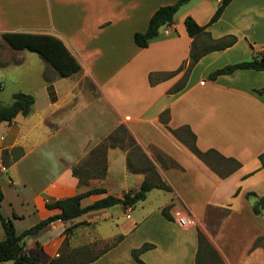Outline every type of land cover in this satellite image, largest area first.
Segmentation results:
<instances>
[{
  "label": "crops",
  "instance_id": "obj_1",
  "mask_svg": "<svg viewBox=\"0 0 264 264\" xmlns=\"http://www.w3.org/2000/svg\"><path fill=\"white\" fill-rule=\"evenodd\" d=\"M20 1L31 4L26 9L15 7ZM176 1L0 0L1 36L6 32L54 36L81 66L78 73L61 77L43 59L35 83L29 81L31 88L19 91L34 97L31 112L0 123L1 213L12 220L17 235L57 213L46 207L48 202L95 188L107 193L85 197L83 207L107 194L118 195L107 185L112 176L125 193L139 189L145 176L127 173L123 154L110 157L104 180L80 185L72 173V165L84 158L85 150L119 125L125 126L151 161L157 151L175 164L156 165L171 191L152 189L134 208L116 205L72 221L52 222L23 239L28 255L46 262L63 257L67 249L122 237L105 253L99 254L104 246L82 263L138 264L131 251L151 244L139 256L142 264H195L200 232L224 264H264V207L258 215L253 212L264 196V168L259 160L264 153V92H256L264 88V71L236 70L213 81L207 78L216 69L264 56V0H232L207 31L215 40L234 36V44L202 56L184 87L169 93L183 78L192 47L185 18L206 25L220 0H190L147 47H137L134 33L146 30L156 9ZM4 7L17 12L9 13ZM183 65L175 76L157 79L158 74ZM165 111L168 126L190 138L194 135L200 151L214 150L239 167L217 174L161 123ZM169 205L171 219L161 212ZM176 211L193 224L181 227ZM70 226L76 228L68 236ZM101 226H107V231ZM78 233L86 234L85 242L74 245ZM93 257L97 258L87 262Z\"/></svg>",
  "mask_w": 264,
  "mask_h": 264
},
{
  "label": "trees",
  "instance_id": "obj_2",
  "mask_svg": "<svg viewBox=\"0 0 264 264\" xmlns=\"http://www.w3.org/2000/svg\"><path fill=\"white\" fill-rule=\"evenodd\" d=\"M189 1L190 0H177L171 5L161 6L156 9L148 21L146 30L144 32L134 33V44L139 48L147 47L149 43L158 35L160 28L165 25L171 24L178 9ZM231 1L232 0H220L213 16L204 26L198 25L196 21L190 16H187L185 18L184 26L188 36L192 38V47L190 50V56L184 76L181 79L180 84H177L175 87L170 89L169 93L178 92L184 87L189 71L202 56L212 51L225 49L234 44V42L236 41V38L234 36H227L223 39L215 40L207 31L208 26L213 24L220 18L224 9ZM2 38L14 50H28L37 53L50 66H52L61 77L71 76L81 70V66L77 62V60L66 49L64 44L54 36L26 32H6L2 34ZM199 39H201V41L199 44H197V41ZM183 68L184 65L181 66L177 71L158 74L157 79L171 78ZM236 70L264 71V56H256L248 61H243L216 69L215 71L211 72L207 78L208 80L213 81L219 76L230 75ZM256 92L263 93L264 88L256 90ZM33 104L34 97L31 94L22 92L15 93L12 96V101L9 104H0V123L11 122L18 114H21L23 116L28 115L32 110ZM160 121L176 137L178 136L179 131H182L171 129L168 126V111H165L160 115ZM119 131L121 135L128 136V140H130L135 147L134 149L140 152L141 162H143L147 166V170L152 171L153 175L155 176V181H151L149 177L145 175V173L147 174V170L144 171L139 168H133L128 159V167H131L130 171L133 173H142L145 176L138 190L131 192L128 191L121 195L107 194L103 198L96 200L84 207L81 205L82 199L92 194H106L107 191L103 188H95L71 197L48 202L46 203V207L50 210H56L57 213L49 216L44 220H41L35 226L25 230L20 235L16 234L12 220L10 218L4 217L1 213L3 193L0 189V225L2 226L4 232V239L0 241V263L11 261L12 264H83L82 262H85L86 260L73 262L67 260V258H65L64 256L60 258H52L46 262H43L38 257L31 256L26 253L23 239L26 236H30L39 232L41 229L47 227L49 224L55 221H72L88 212L110 208L116 205H120L124 209L134 208L139 203L145 200L147 193L152 189L171 191L170 187L161 180L152 162L146 157L145 153H143L142 149L138 146L134 138L129 134L125 126L119 125L117 128H115L113 133L108 136L107 139L109 141L115 140V136H119ZM191 138L193 139V144L189 146V149L196 157H198L203 162H205V156H207V154H209L210 152L222 157L214 150H209L206 152L200 151L195 145L194 135L191 134ZM116 143L117 142L114 143L112 141V143L109 145L110 148L117 147L118 145H116ZM121 145L120 147L123 148L124 145ZM156 157L158 163H160L163 167L175 166L173 161L167 160L169 161V163L166 162V159L163 155H157ZM224 159L234 162L236 164V168L239 167V164L233 159ZM259 160L261 163V167L264 168V153L259 155ZM72 173L75 177H77L78 169L76 167H73ZM170 207L171 206L169 205L163 208L161 211L162 215L167 219H171V217L168 215V210L170 209ZM263 207L264 196L259 198L256 204L253 206L254 214H260ZM74 228L75 226H70L68 229H66V234H71ZM121 239L122 237H118L110 245L105 246V248L99 254L105 253L111 247L115 246ZM197 241L198 245L195 256V264H224L221 256L218 254L216 249L200 232L197 233ZM152 247L153 245L151 244H144L138 249H133L131 251V255L138 264H142L139 256ZM96 258L97 257L90 258L87 262H91Z\"/></svg>",
  "mask_w": 264,
  "mask_h": 264
},
{
  "label": "rangeland",
  "instance_id": "obj_3",
  "mask_svg": "<svg viewBox=\"0 0 264 264\" xmlns=\"http://www.w3.org/2000/svg\"><path fill=\"white\" fill-rule=\"evenodd\" d=\"M30 4L31 2L29 1H20V3H14V6H22L26 9V6L28 7ZM4 10H8L9 13L17 12L16 8L12 9L11 7H4ZM20 60H22L21 63H19ZM42 63H45V61L37 53H33L28 50L15 51L5 40H3L2 36L0 35V104L5 105L10 103L13 94L18 93L20 90H29L31 88L30 85L35 83V78L42 71ZM29 81H31L30 85ZM178 84H180V82ZM92 94L95 96V93ZM114 130L115 129L107 133L97 143L90 146L89 149H86L84 158L80 162L72 165L78 169L77 178L80 185H87L89 184L90 180H104L108 173L110 157L117 158L119 154L126 156L124 165L126 166L125 170L127 173L135 174L130 171L131 167H128V159L133 168H139L144 171L147 170V166L141 162L140 152L134 149L135 147L131 141L128 140V136L121 135L119 131V136H115V140L109 141L107 139ZM178 136L181 140L185 141L188 146L193 144V139L190 138L185 133V131H179ZM112 141L114 143L117 142L116 145L118 146L110 148L109 145L112 143ZM121 144L124 145L123 148L120 147ZM157 155L161 154L157 151L153 152L154 161H151L146 156L152 162L155 170L156 165H161L156 159ZM205 163L219 175H226L236 168V164L234 162L226 160L212 152L205 156ZM145 175L149 177L151 181H155V176L151 170H147V174L145 173ZM107 185L110 187L109 190L111 192H114L118 195L124 194L126 191V189L123 187L121 188L118 186V182L114 179V176L110 177L109 179L107 178ZM129 192L131 191L129 190ZM103 227H105V229H103ZM99 229L107 231L108 227L101 226ZM78 234L79 235L75 236L72 240L74 245L83 244L85 242L83 238L86 237V234ZM67 242L68 239L66 238L64 243L65 246H68ZM111 243L112 242L110 241L107 243L98 242L94 244H88V246L84 248H77L72 251H68L67 249L64 257L67 258V260L73 262L84 261L91 255L97 254L104 246L110 245Z\"/></svg>",
  "mask_w": 264,
  "mask_h": 264
},
{
  "label": "built area",
  "instance_id": "obj_4",
  "mask_svg": "<svg viewBox=\"0 0 264 264\" xmlns=\"http://www.w3.org/2000/svg\"><path fill=\"white\" fill-rule=\"evenodd\" d=\"M175 219L181 227H187L193 224L192 219H190L187 215L183 214L180 211L175 212Z\"/></svg>",
  "mask_w": 264,
  "mask_h": 264
}]
</instances>
